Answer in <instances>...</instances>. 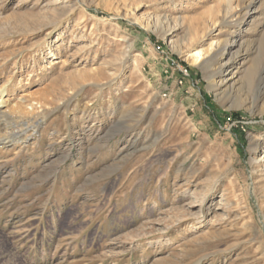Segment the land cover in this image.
Returning <instances> with one entry per match:
<instances>
[{
    "label": "rangeland",
    "instance_id": "374dc122",
    "mask_svg": "<svg viewBox=\"0 0 264 264\" xmlns=\"http://www.w3.org/2000/svg\"><path fill=\"white\" fill-rule=\"evenodd\" d=\"M3 106L0 264H264V0H0Z\"/></svg>",
    "mask_w": 264,
    "mask_h": 264
},
{
    "label": "bare ground",
    "instance_id": "6f19581e",
    "mask_svg": "<svg viewBox=\"0 0 264 264\" xmlns=\"http://www.w3.org/2000/svg\"><path fill=\"white\" fill-rule=\"evenodd\" d=\"M195 57H196V59L200 60L201 54L199 52H196ZM0 113L4 114V115L8 113V111H7L5 106L2 107V110L0 111ZM17 136L18 135H10V136H5V137H0V145L6 146V145H9V144L10 145L11 144H15L18 141L17 139H15V138H17Z\"/></svg>",
    "mask_w": 264,
    "mask_h": 264
},
{
    "label": "built area",
    "instance_id": "2783aa9c",
    "mask_svg": "<svg viewBox=\"0 0 264 264\" xmlns=\"http://www.w3.org/2000/svg\"><path fill=\"white\" fill-rule=\"evenodd\" d=\"M159 48H157L158 50ZM172 64H174V62L172 61ZM178 71L180 73V77H187L189 76L188 73H187V69L186 68H181V67H178ZM179 83H181V81H179Z\"/></svg>",
    "mask_w": 264,
    "mask_h": 264
},
{
    "label": "trees",
    "instance_id": "16d2710c",
    "mask_svg": "<svg viewBox=\"0 0 264 264\" xmlns=\"http://www.w3.org/2000/svg\"><path fill=\"white\" fill-rule=\"evenodd\" d=\"M233 117H237L236 114H233Z\"/></svg>",
    "mask_w": 264,
    "mask_h": 264
}]
</instances>
